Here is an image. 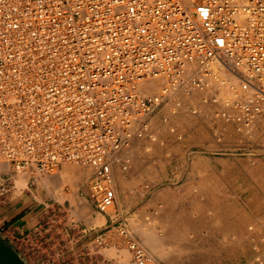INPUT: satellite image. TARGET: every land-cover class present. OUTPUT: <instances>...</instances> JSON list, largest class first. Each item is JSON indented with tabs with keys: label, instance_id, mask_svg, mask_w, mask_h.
Wrapping results in <instances>:
<instances>
[{
	"label": "built area",
	"instance_id": "built-area-1",
	"mask_svg": "<svg viewBox=\"0 0 264 264\" xmlns=\"http://www.w3.org/2000/svg\"><path fill=\"white\" fill-rule=\"evenodd\" d=\"M180 113L205 123L217 154H264V0H0V163L10 173L87 167L89 198L108 214L132 149L162 143L158 116L181 139ZM112 226L129 264H147L126 222ZM260 243L264 232L250 264H264Z\"/></svg>",
	"mask_w": 264,
	"mask_h": 264
},
{
	"label": "rangeland",
	"instance_id": "rangeland-1",
	"mask_svg": "<svg viewBox=\"0 0 264 264\" xmlns=\"http://www.w3.org/2000/svg\"><path fill=\"white\" fill-rule=\"evenodd\" d=\"M159 118L155 125L162 143L150 153L143 145L132 149L128 170L115 173L119 200L108 214L96 212L85 186L90 170L81 165L63 162L40 177L13 174L15 185L38 187L43 197L56 184L62 194L83 190L88 202L84 199L86 208L76 214L87 217L89 243L98 257L130 263L124 239L112 226L119 218L149 254L147 264H250L256 253L252 243L264 232V154L253 161L217 154L201 120L185 113L174 116L182 134L177 139ZM101 234L112 243L98 246L95 237ZM259 249L264 253L261 243Z\"/></svg>",
	"mask_w": 264,
	"mask_h": 264
},
{
	"label": "crops",
	"instance_id": "crops-1",
	"mask_svg": "<svg viewBox=\"0 0 264 264\" xmlns=\"http://www.w3.org/2000/svg\"><path fill=\"white\" fill-rule=\"evenodd\" d=\"M6 176L13 178V186L0 187V238L9 245L19 243L30 254L31 264H120L116 258L98 257L93 252L87 217L76 214L86 208L84 199L88 202L83 190L62 194L56 184L43 197L38 187L17 188L14 175L5 165L0 166V179Z\"/></svg>",
	"mask_w": 264,
	"mask_h": 264
},
{
	"label": "water",
	"instance_id": "water-1",
	"mask_svg": "<svg viewBox=\"0 0 264 264\" xmlns=\"http://www.w3.org/2000/svg\"><path fill=\"white\" fill-rule=\"evenodd\" d=\"M30 254L19 243L11 245L0 238V264H31Z\"/></svg>",
	"mask_w": 264,
	"mask_h": 264
},
{
	"label": "bare ground",
	"instance_id": "bare-ground-1",
	"mask_svg": "<svg viewBox=\"0 0 264 264\" xmlns=\"http://www.w3.org/2000/svg\"><path fill=\"white\" fill-rule=\"evenodd\" d=\"M63 174H65V173H63ZM25 178V177H24ZM118 189V188H117ZM119 200V199H118ZM99 223H101V222H99ZM144 241L147 243L148 241H147V239H146V235H145V238H144Z\"/></svg>",
	"mask_w": 264,
	"mask_h": 264
}]
</instances>
